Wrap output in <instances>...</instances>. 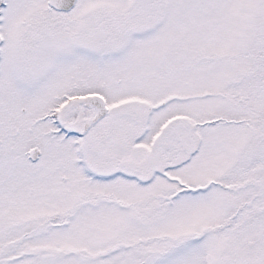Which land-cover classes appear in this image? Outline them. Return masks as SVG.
I'll use <instances>...</instances> for the list:
<instances>
[{
    "label": "snow or ice",
    "instance_id": "snow-or-ice-1",
    "mask_svg": "<svg viewBox=\"0 0 264 264\" xmlns=\"http://www.w3.org/2000/svg\"><path fill=\"white\" fill-rule=\"evenodd\" d=\"M0 264H264V0H0Z\"/></svg>",
    "mask_w": 264,
    "mask_h": 264
}]
</instances>
